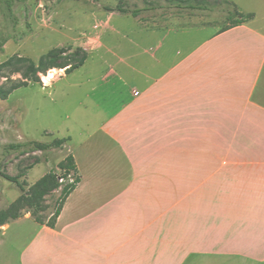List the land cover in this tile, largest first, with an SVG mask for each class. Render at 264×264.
<instances>
[{"label": "crops", "instance_id": "crops-1", "mask_svg": "<svg viewBox=\"0 0 264 264\" xmlns=\"http://www.w3.org/2000/svg\"><path fill=\"white\" fill-rule=\"evenodd\" d=\"M223 2L252 17L118 12L81 66L41 77L68 98L42 131L64 139L57 163L71 155L78 182L53 225L0 224L18 264H264V0ZM102 48L112 58L93 63Z\"/></svg>", "mask_w": 264, "mask_h": 264}, {"label": "rangeland", "instance_id": "rangeland-1", "mask_svg": "<svg viewBox=\"0 0 264 264\" xmlns=\"http://www.w3.org/2000/svg\"><path fill=\"white\" fill-rule=\"evenodd\" d=\"M118 5L129 10H139L133 17L149 26L175 17L180 18L182 23L193 20L199 23L217 21L219 27H223L239 17L235 9L230 4H225L223 0H13L11 9L16 18L14 28V21L7 16L5 0H0V37L10 34L14 36L5 42L4 51H0V63L12 55H17L30 58L37 64L40 57L53 48L66 50L62 54L64 58L77 48L88 51L97 45V33L102 30L101 27L106 22L116 20L119 14L116 11H106L104 6ZM113 37L115 42L117 35ZM101 56H104L102 60ZM93 57V63L96 64H103L112 58L106 48L94 51ZM26 66L25 62L3 68L0 72V87L9 88L25 81ZM93 70L94 74L97 73L98 66ZM61 71L49 69L39 76L43 80V76L46 75L52 80ZM75 78H79V75ZM62 84L60 82L58 85ZM51 99L54 103L56 100L55 115L64 117L65 114H69L70 110L64 105L68 103V98L59 97L53 88H42L40 83L36 82L13 90L6 99L0 98V216L4 217L1 214L8 210L22 193L16 184L5 179L2 173L18 176L19 180L24 182L27 192L38 179L37 174L44 171L47 166L45 174L53 171L55 182L59 185L45 195L38 209L29 208L26 204L20 205L6 215L8 221L12 220L10 216L16 212L22 215L24 212L35 210L36 216L42 222H51L53 213L62 199V188L69 185L71 179L77 176L73 171L67 173L66 170L59 168L57 159L65 151L61 146L26 154L19 153L21 148L8 147L9 144L31 139L42 142L54 140L48 134L44 136L42 131L56 126L57 120L53 119L51 113L53 104ZM38 161H47V165L43 163L32 170ZM216 192L214 191L215 196ZM220 196L222 197V192ZM17 256L18 251L14 248L9 235L5 239L0 237V264H18ZM200 259H205L202 260L205 264H222V258Z\"/></svg>", "mask_w": 264, "mask_h": 264}, {"label": "trees", "instance_id": "trees-1", "mask_svg": "<svg viewBox=\"0 0 264 264\" xmlns=\"http://www.w3.org/2000/svg\"><path fill=\"white\" fill-rule=\"evenodd\" d=\"M12 1L13 0H5L6 3V8H7V16L14 21L13 26L15 28L16 25V18L14 17L13 11L11 9V5H12ZM104 9L106 11H116L119 13H130L133 16H136L139 10H129L127 8H123L122 6H104ZM237 15H239V17L235 20H233V22L229 25H234V24H238L240 22L246 21L248 19H250L252 17V14L248 13V14H242L237 12ZM223 29V28H222ZM9 38H14L13 35H3L0 37V51L3 52V46L5 44V42L9 39ZM66 50H64L63 48H53L51 50H49L48 52L44 53L40 59L39 62L36 64L33 60H31L30 58H26V57H21V56H17V55H12L10 57H8L6 60H4L3 62L0 63V72L2 71L3 68L5 67H10L14 64H19V63H27V66L25 68V73L24 76L26 78L25 81H22L21 83H17L12 85L9 88H3L0 87V98L1 99H6L8 98L9 94L22 86H27L30 82H37V83H41V78L39 76V74H41L42 72H46L49 69H58V68H65V72L69 73L71 71H73L75 68L81 66L85 60L88 57V52L83 49V48H77L74 52H71V54H68L67 58H64V56H62L63 53H65ZM80 53V54H79ZM79 54V55H78ZM60 70V69H58ZM64 142V139H54L52 142H42L39 140H28L26 142H19V143H12L9 144L8 147L10 148H16V149H20L19 153L20 154H26L28 152H34V151H44V150H48L51 147H58L61 146L62 143ZM59 168L64 169L67 171V173H69L70 171H74L75 170V164H74V159L71 155H67L65 157V159L59 163ZM2 176L15 183L16 186L22 191V193L16 198V200L14 201L13 204L10 205V207L8 208V210L4 211L1 215L4 216L3 218L0 216V224H3L5 222H7L9 220V218L6 217V215L10 214L11 211L16 207L18 208L20 205H27V207L29 208H35L38 209L40 207V202L44 199L45 195H47L51 190H53L54 188L58 187L59 185L56 184L55 182V174L53 171H50L49 173L43 175L40 179H38L30 188L29 191L25 192V188H24V182H22L21 180H19L18 176H12L9 175L7 173H2ZM73 182H71L69 185L64 186L62 188V199L61 202L58 206V208L55 210V212L53 213V218L52 221L49 222L50 225H53L57 216L60 213V210L62 208V205L66 199V197L69 195V193L74 189V187L76 186V183L78 182V177H74L73 178ZM30 214L32 215V217L38 221V222H42L40 220L39 217L36 216V212L31 211ZM20 214H18L17 212L15 214H13L12 218L10 219H15L17 217H19Z\"/></svg>", "mask_w": 264, "mask_h": 264}, {"label": "bare ground", "instance_id": "bare-ground-1", "mask_svg": "<svg viewBox=\"0 0 264 264\" xmlns=\"http://www.w3.org/2000/svg\"><path fill=\"white\" fill-rule=\"evenodd\" d=\"M52 70H56V69H52ZM43 80H44L45 82H47L48 80H51V77L44 75V76H43Z\"/></svg>", "mask_w": 264, "mask_h": 264}, {"label": "built area", "instance_id": "built-area-1", "mask_svg": "<svg viewBox=\"0 0 264 264\" xmlns=\"http://www.w3.org/2000/svg\"><path fill=\"white\" fill-rule=\"evenodd\" d=\"M74 179H71V182H73Z\"/></svg>", "mask_w": 264, "mask_h": 264}]
</instances>
